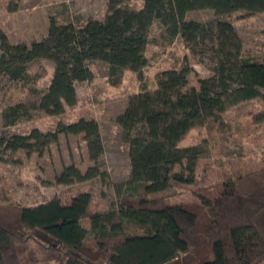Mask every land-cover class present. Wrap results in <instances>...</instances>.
I'll return each mask as SVG.
<instances>
[{
  "label": "trees",
  "instance_id": "trees-1",
  "mask_svg": "<svg viewBox=\"0 0 264 264\" xmlns=\"http://www.w3.org/2000/svg\"><path fill=\"white\" fill-rule=\"evenodd\" d=\"M104 1L103 20L60 23L51 16L46 36L29 46L9 43L0 30V76L28 90L25 101L2 110L1 120L8 128L64 115L76 104L75 85L92 80L93 61L106 64L113 87L128 70L140 89L115 121L127 147L129 176L113 185L118 201L107 211H92L86 192L68 202L54 197L33 207L0 205V264H264V168L225 178L213 192L200 193L199 203L172 204L162 191L151 189L194 184L208 142L180 147L190 130L221 132L230 108L255 99L263 108L251 115L252 122L264 124V43L260 57L245 55L227 19L237 11L264 14V0H139L136 9L131 8L134 0ZM19 2L8 0V11L16 12ZM200 10L215 17L185 19ZM176 40L211 76L189 87L192 70L186 57L178 67L156 72L149 89L143 79L148 45L169 46ZM40 61L53 64L45 88L36 85L45 69L29 68ZM64 133L82 135L89 160L98 162L104 152L100 128L85 118L57 122L53 132L32 129L2 138L0 145L12 153L41 155ZM98 176L103 174L95 166L82 175L70 165L56 184ZM82 220L89 221V230Z\"/></svg>",
  "mask_w": 264,
  "mask_h": 264
},
{
  "label": "rangeland",
  "instance_id": "rangeland-1",
  "mask_svg": "<svg viewBox=\"0 0 264 264\" xmlns=\"http://www.w3.org/2000/svg\"><path fill=\"white\" fill-rule=\"evenodd\" d=\"M8 0H0V30L13 45L29 46L47 34L48 21L52 16L57 22L77 20L82 23L88 17L103 20L106 16L104 0H20L16 12L7 9ZM139 0L131 8L140 6ZM215 17L210 10L188 12L186 20L204 22ZM228 21L233 25L243 43L245 55L260 57L264 43V14L257 11H237ZM187 57L191 72L187 76L189 87H198V80L211 76L202 65L193 62L187 50L176 40L172 45L149 44L146 51L148 61L143 70V79L149 89L154 87V75L160 70L176 68ZM40 66L44 76L36 85L45 88L52 77L53 64L40 61L30 65L36 72ZM93 78L89 82L75 85L76 104L64 115L40 117L21 122L12 127L2 126V110L10 105L25 101L28 90L22 83L12 82L0 76V140L12 135H28L32 129L53 132L57 122L64 124L79 118L94 120L100 128L104 152L98 162L89 160L86 143L82 135L60 134L55 144L47 147L41 155L18 150L6 151L0 145V205L33 207L51 198L62 202L79 193H89L92 211H107L118 198L113 185L125 181L130 172L127 147L122 142L121 130L116 117L124 110L129 97L139 92L136 75L125 70L122 82L113 87L107 82L108 69L101 61L89 64ZM264 94V91H262ZM260 99L248 101L230 108L225 120L227 127L221 132L206 128H195L180 142V147L194 146L207 141V152L197 162L196 179L193 185L182 186L165 183L162 197L169 203H199V194L213 192L225 178H236L264 168V124L255 125L251 115L262 110ZM75 166L83 175L88 168L97 167L103 176L72 184H56L58 175L68 166ZM81 226L89 230V221L82 220Z\"/></svg>",
  "mask_w": 264,
  "mask_h": 264
}]
</instances>
